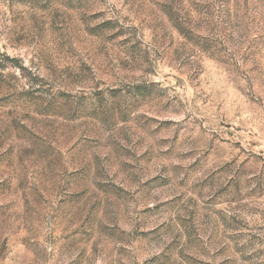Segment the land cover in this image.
Instances as JSON below:
<instances>
[{
    "label": "rangeland",
    "instance_id": "1",
    "mask_svg": "<svg viewBox=\"0 0 264 264\" xmlns=\"http://www.w3.org/2000/svg\"><path fill=\"white\" fill-rule=\"evenodd\" d=\"M0 264H264V0H0Z\"/></svg>",
    "mask_w": 264,
    "mask_h": 264
}]
</instances>
